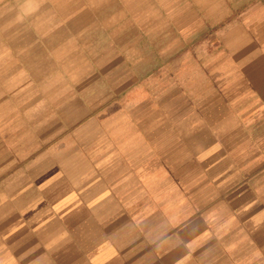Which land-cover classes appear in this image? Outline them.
Masks as SVG:
<instances>
[{"label":"crops","instance_id":"0c3cea01","mask_svg":"<svg viewBox=\"0 0 264 264\" xmlns=\"http://www.w3.org/2000/svg\"><path fill=\"white\" fill-rule=\"evenodd\" d=\"M0 264H264V0H0Z\"/></svg>","mask_w":264,"mask_h":264},{"label":"clouds","instance_id":"9594fccd","mask_svg":"<svg viewBox=\"0 0 264 264\" xmlns=\"http://www.w3.org/2000/svg\"><path fill=\"white\" fill-rule=\"evenodd\" d=\"M121 226V224H120V222L118 221V222H116L115 223V225H114V227H120Z\"/></svg>","mask_w":264,"mask_h":264}]
</instances>
